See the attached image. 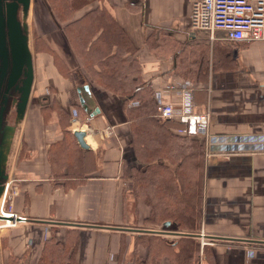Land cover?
Listing matches in <instances>:
<instances>
[{"label":"crops","instance_id":"1","mask_svg":"<svg viewBox=\"0 0 264 264\" xmlns=\"http://www.w3.org/2000/svg\"><path fill=\"white\" fill-rule=\"evenodd\" d=\"M97 3L89 0L80 12ZM102 4L132 40L142 82L150 84L152 97L159 91L162 102L177 108L186 75L202 78L190 82L196 108L209 110L211 136L208 150L204 144L201 222L191 233L203 229L211 240L206 245L212 264H264V39L232 42L223 30L191 29V0H102ZM159 33L169 40L158 42ZM61 56L72 70L70 77L58 71L51 55H32L27 103L13 122L5 116L4 168L9 157L13 159L4 182L14 183L10 203L26 220L2 234L0 264H6L9 254L23 257L20 264H35L44 239L53 235L62 241L67 229H77L73 264H133L135 256L145 261L148 247L142 234H160L170 241L190 232L180 231L173 221L162 228V223L147 220L149 205L131 191L132 167L143 169L144 164L131 144L126 99L93 82L73 52ZM83 85H88L99 109L85 124L89 115L82 110L77 91ZM38 97L46 98L44 106L55 102L63 108L66 123L55 111L44 118V106L31 102ZM73 114L84 124L78 129L85 125L90 129L84 130L90 149L77 144L79 174L55 179L52 171L67 170L52 167L46 149L61 139ZM171 126L181 134L178 122ZM83 155L89 158L85 162ZM203 246L199 244L202 258ZM167 262L162 258L159 264Z\"/></svg>","mask_w":264,"mask_h":264},{"label":"trees","instance_id":"2","mask_svg":"<svg viewBox=\"0 0 264 264\" xmlns=\"http://www.w3.org/2000/svg\"><path fill=\"white\" fill-rule=\"evenodd\" d=\"M47 1L89 78L126 99L131 144L144 164L143 169L132 167L131 191L149 205L147 220L153 224L173 221L180 231H197L202 215L203 140L176 133V126L174 130L171 126L175 120L156 117L157 103L150 84L142 82L141 65L133 55L135 46L102 0L83 12L80 9L89 0ZM156 40L166 42L169 37L159 33ZM34 49L50 54L58 71L71 76L68 63L43 36H35ZM184 79L197 82L202 78L186 75ZM53 111L66 123L68 115L57 103L41 107L44 118ZM80 152L71 130L64 126L61 139L48 146L46 156L52 167L61 170L64 166V174L73 172L74 176L80 172ZM141 238L148 247L147 256L145 261L135 256L133 264H159L162 258L167 264H198L199 241L194 236L182 235L170 241L160 234H142ZM76 241L77 229H67L62 241L53 235L46 237L35 264H73ZM203 255L212 264L207 245L203 246ZM5 260L6 264H20L23 257L9 254Z\"/></svg>","mask_w":264,"mask_h":264},{"label":"built area","instance_id":"3","mask_svg":"<svg viewBox=\"0 0 264 264\" xmlns=\"http://www.w3.org/2000/svg\"><path fill=\"white\" fill-rule=\"evenodd\" d=\"M189 26L193 30H202L213 33L215 30H223L225 38L232 42L254 41L264 39V0H191L189 14ZM174 86H166V89ZM180 101L177 108L170 103H164L160 99L161 93H154L157 103L156 117L161 120H175L180 124L177 131L181 134L200 137L208 150L210 133V113L208 109L198 110L193 98V85L190 81H184L179 89ZM91 116H86L85 122ZM71 130L83 127V123L77 116H70ZM83 129V128H82ZM85 131L90 130L87 125ZM9 182H6L0 200V216H4L5 199L7 197ZM13 214L10 223L0 218V228L5 233L6 229L14 227L25 217L17 215L12 208L5 209ZM12 216V215H11ZM17 217L20 219L18 220ZM2 233V234H3ZM200 246L211 243L203 229L197 233Z\"/></svg>","mask_w":264,"mask_h":264},{"label":"water","instance_id":"4","mask_svg":"<svg viewBox=\"0 0 264 264\" xmlns=\"http://www.w3.org/2000/svg\"><path fill=\"white\" fill-rule=\"evenodd\" d=\"M30 0H13L9 3H6L7 5H12L11 11H12V19L16 21V11L18 4L21 3L23 5V8L26 9L29 5ZM11 13V12H10ZM11 16V14H10ZM14 16V17H13ZM11 20V17L5 18L3 15V2L0 0V193L4 190V184L3 181L7 178L6 175H4V155H3V148H2V142H3V132L6 129L5 125V116L8 111L9 107V97L8 93L10 91L8 88L11 86V84H14L16 80L19 78L21 74V69L25 65V73L24 78L22 80V85L18 89L16 86V89H18L19 97L16 101V107H17V114L16 117L23 111V108L25 107L28 95L31 89L32 80H33V63H32V56L30 55V52L28 48L26 47L24 41V34L18 36V38H13L12 35L9 34V49L7 48V42L5 40V32L4 27H15L20 31V24L19 22L13 23V21L9 24V21ZM10 30V29H9ZM11 68V70L8 72V68ZM5 85V89L3 86ZM4 90H3V89ZM78 94H79V103L82 108V110L89 116H94L99 112L98 107L95 106L94 100L90 95L89 87L88 85L79 86L77 88ZM42 99V100H41ZM44 97H38L36 103L40 106L46 105L47 101ZM41 100L40 102H38ZM15 103V102H14ZM73 136L76 139L77 144L81 149L88 150L90 149V145L85 141V135L86 132L82 129H73L72 131ZM1 219H4L5 217L0 216ZM19 220L20 218L17 217ZM26 220V219H25ZM174 224L172 221H165L161 224L162 228L168 227L169 225ZM185 234L189 236L197 235L196 233H180Z\"/></svg>","mask_w":264,"mask_h":264},{"label":"rangeland","instance_id":"5","mask_svg":"<svg viewBox=\"0 0 264 264\" xmlns=\"http://www.w3.org/2000/svg\"><path fill=\"white\" fill-rule=\"evenodd\" d=\"M22 10L27 11V13L26 12L23 13ZM22 10L19 14L21 15V18H20L21 24L20 25H22L23 27L21 26L20 28H21V32L23 30L25 32L24 43H25L26 47L28 48L31 56L32 55H38L39 53H42V52L36 53L35 49H34L35 36H37V35L43 36L45 39H47L48 42L52 45V47L54 48V50L56 51V53L58 55H62L64 51L70 52L72 54L68 43L66 42L65 38L63 37V33L61 32L59 22L54 15L55 13L53 11H51L50 6L47 4L46 0H30L28 7L26 9L22 8ZM20 35H23V32ZM44 53H46V52H44ZM36 99L37 98H32L31 102H36L37 101ZM40 101L41 100H39L38 102H40ZM16 114H17V107H16V105H13L10 107V109L7 113L8 122H13L16 118ZM67 127H68V129L71 130L70 123H68ZM11 152L13 154V151H11ZM22 154H23V151L20 153V158H21ZM82 158H83L84 162L87 159H89L87 155L85 156V158L83 155ZM12 159H13L12 157H9V162H7L5 164L4 172L6 174H7V169L12 162ZM71 173H73V172H71ZM52 176L55 179H64V178H66L67 175H65L62 172L60 173L59 171L58 172L52 171ZM7 182H9V187H8L7 197L5 199V204H4L5 209L12 208V204L10 203V200H11L10 197L13 195V192L15 191L13 186H12V185H14V183L10 184L11 180H9V179H7ZM4 183L6 184V182H4ZM2 193H0V200H1ZM2 233H3V230L0 231V238L3 237ZM204 262H206V260L204 259V255H203V258H202V256L199 255L198 259H197V263L198 264H204Z\"/></svg>","mask_w":264,"mask_h":264},{"label":"flooded vegetation","instance_id":"6","mask_svg":"<svg viewBox=\"0 0 264 264\" xmlns=\"http://www.w3.org/2000/svg\"><path fill=\"white\" fill-rule=\"evenodd\" d=\"M11 1H13V0H2V2H3V15H4V17L5 18H7V20H8V18L9 17H11V20L9 21V24L13 21V23H15V22H19V24H21L20 23V18H21V15L19 14L20 12H21V10H22V8H23V5L21 4V3H19L18 4V7H17V11H16V21H14L13 19H12V11L10 10L11 9V7H12V5H7L6 3H9V2H11ZM11 12V13H10ZM22 12L23 13H27V11H23L22 10ZM10 14H11V16H10ZM14 17V16H13ZM22 25H20V27H21ZM23 27V26H22ZM10 29V30H9ZM9 29H8V27L7 26H5L4 27V32H5V40H6V42H7V48L9 49V44H8V38H9V34L10 35H12V37L13 38H18V36H20L19 34H21L22 32H23V34L25 35V32H24V30L21 32V28H20V31L18 30V32H17V28H15V27H9ZM21 32V33H20ZM8 68V67H7ZM0 69H1V67H0ZM11 70V68H8V72ZM24 73H25V65L22 67V69H21V74H20V76H19V78L16 80V82H14V84H11V86L8 88V90L10 91V93H8V97H9V109H10V107L11 106H13V105H16V101H14V99L15 100H17L18 99V97H19V92H18V89L21 87V85H22V80H23V78H24ZM16 86L18 87V89H16ZM5 87V85L3 86V88ZM2 88V89H3ZM5 89V88H4ZM3 89V90H4ZM15 102V103H14ZM9 109H8V111H9ZM8 111H7V113H8ZM4 175H6L7 176V174L4 172ZM6 180V179H5ZM4 180V181H5ZM4 181H3V184H5L4 183Z\"/></svg>","mask_w":264,"mask_h":264},{"label":"bare ground","instance_id":"7","mask_svg":"<svg viewBox=\"0 0 264 264\" xmlns=\"http://www.w3.org/2000/svg\"><path fill=\"white\" fill-rule=\"evenodd\" d=\"M88 142H89V141H88ZM2 211L4 212V216H3V217H5V219L7 220V223H10V222H11V219L14 217L13 214L8 213L7 210H5V209H2ZM11 215H12V216H11ZM2 229H3V228H2ZM2 229L0 228V231H1Z\"/></svg>","mask_w":264,"mask_h":264}]
</instances>
